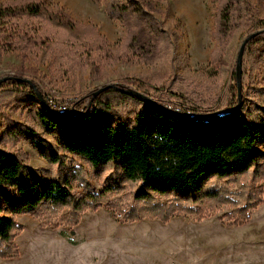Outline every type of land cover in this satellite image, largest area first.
Here are the masks:
<instances>
[{
	"label": "trees",
	"instance_id": "16d2710c",
	"mask_svg": "<svg viewBox=\"0 0 264 264\" xmlns=\"http://www.w3.org/2000/svg\"><path fill=\"white\" fill-rule=\"evenodd\" d=\"M103 6L109 18L127 27L120 55L95 27L73 20L45 0L0 2V54L17 51L22 63L31 52L38 54L48 48L52 68L62 53L92 59L100 55L122 63H132L130 58L146 53H170V36L140 1L103 0ZM249 14L247 0H216L211 32L214 46L209 55L215 68L226 65L225 48L234 32L251 22ZM263 59L264 35L255 36L246 49L249 77ZM91 65L103 79L101 66L93 60ZM26 75L37 81L43 93L36 67L20 64L15 68V76ZM156 76L159 78L155 73L120 77L118 81L150 94ZM163 76L166 78L165 73ZM170 93L173 100L158 101L175 114L114 88L104 89L83 108L76 102L64 111L52 107V114L38 103L28 84L1 82L0 259L18 256L15 238L22 227L16 215L56 216L64 209L62 223L72 227L82 212L95 211L125 187L132 201L124 206L109 204L121 222L156 218L165 223L175 213L202 219L229 205L232 224H243L248 212L262 201L264 150L256 148L264 149V86H248L241 104L227 111L237 102L233 85L227 87L215 110L182 105L180 91ZM9 106L29 108L36 127L14 120L3 110ZM218 110L222 112L216 113ZM197 114L207 115L196 118ZM39 130L52 136L53 142L42 138ZM21 140L31 143L50 166L61 171L50 180L37 175L27 154L16 149ZM68 155L80 158L94 175L108 172L101 191L93 189L83 167L67 166Z\"/></svg>",
	"mask_w": 264,
	"mask_h": 264
},
{
	"label": "rangeland",
	"instance_id": "374dc122",
	"mask_svg": "<svg viewBox=\"0 0 264 264\" xmlns=\"http://www.w3.org/2000/svg\"><path fill=\"white\" fill-rule=\"evenodd\" d=\"M10 1L13 0H0ZM138 1L170 36L172 47L167 55L146 53L138 59L130 58L132 63H122L113 58H100V55L92 59L62 53L50 68L51 52L48 48L38 54L31 52L22 63L17 51H4L0 54V79L15 76V68L20 64L36 67L43 93L37 81L25 77L37 85L43 96L66 110L72 102L83 108L89 103L91 92L107 84L119 85L120 77L140 78L155 73L159 76H156L155 90L147 95L156 101L173 100L170 91L176 89L180 91L182 105L189 103L202 110L217 109L227 87L233 85L236 88L234 68L240 43L249 33L264 28V0H247L251 22L234 32L223 55L226 65L220 68L209 62L214 46L211 32L216 0ZM45 2L49 7L62 8L73 20L95 27L107 45L121 54L127 27L107 16L103 0ZM246 49L241 70L242 94L248 86H264V59L249 77ZM92 60L101 66L103 79L93 70ZM3 110L14 120L36 127L29 108L14 110L9 106ZM2 123L0 112V137ZM39 133L42 138L53 142L52 136L41 130ZM16 149L27 154L30 167L46 180L61 171L57 166H50L27 141H19ZM256 149L264 150L261 147ZM71 164L83 167L93 189L102 190L108 172L94 175L80 158L68 155L67 166ZM261 184L262 201L256 209L248 212V219L241 225L232 224L228 216L231 213L229 205L202 219L175 213L165 223L156 218L121 222L120 215L109 204L124 206L130 203L132 197L127 187L95 211L82 212L78 224L72 227L62 223L61 217L66 216L64 209L56 216L16 215L14 218L22 227L15 238L19 253L15 258L0 259V264H264V180ZM234 189L231 187L232 191ZM156 199L167 201V198ZM54 222L59 226H52Z\"/></svg>",
	"mask_w": 264,
	"mask_h": 264
},
{
	"label": "water",
	"instance_id": "95a60500",
	"mask_svg": "<svg viewBox=\"0 0 264 264\" xmlns=\"http://www.w3.org/2000/svg\"><path fill=\"white\" fill-rule=\"evenodd\" d=\"M259 35H264V28L258 29L256 31H253L251 33H249L240 43L239 47H238V51H237V55H236V59H235V68H234V78H235V85H236V91H237V102L236 104L231 107V108H226L225 110H234L236 109L239 104L241 103V98H242V88H241V70H242V60L244 57V53H245V49L246 46L248 44V42L254 38L255 36H259ZM20 81V82H24L26 84L29 85L30 89L33 91V93L35 94L37 101L39 102L40 105H42V107L44 109H46L48 112L55 114L54 110L52 109V107L49 105V103L46 101V99L44 98L43 94L41 93V91L39 90V88L37 87V85L28 78H24V77H16V76H7L4 77L2 79H0V83L3 81ZM106 88H114V89H120L122 90L124 93L135 97L136 99H138L139 101H143V102H147L150 103L156 107H159L163 110L169 111L171 113H174L173 111L167 109L166 107H164L163 105H161V103H159L158 101H156L154 98H152L151 96L135 89L132 87H127V86H120L117 83H112V84H107L104 86L99 87L98 89H96L94 92H92L91 94V98L89 103L91 102V100L97 96L99 93H101L104 89ZM75 109L72 110V112H74ZM222 110H218L216 111V113H221ZM207 114H197L196 118L205 116Z\"/></svg>",
	"mask_w": 264,
	"mask_h": 264
},
{
	"label": "built area",
	"instance_id": "2783aa9c",
	"mask_svg": "<svg viewBox=\"0 0 264 264\" xmlns=\"http://www.w3.org/2000/svg\"><path fill=\"white\" fill-rule=\"evenodd\" d=\"M49 105L51 106V107H59L60 108V110H62V111H64L65 110V107L64 106H59V104H57V103H55L53 100H51L50 98H49Z\"/></svg>",
	"mask_w": 264,
	"mask_h": 264
},
{
	"label": "crops",
	"instance_id": "0c3cea01",
	"mask_svg": "<svg viewBox=\"0 0 264 264\" xmlns=\"http://www.w3.org/2000/svg\"><path fill=\"white\" fill-rule=\"evenodd\" d=\"M262 233H264V231H262Z\"/></svg>",
	"mask_w": 264,
	"mask_h": 264
}]
</instances>
